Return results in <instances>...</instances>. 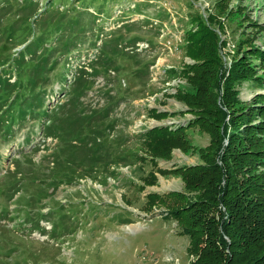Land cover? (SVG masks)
I'll return each instance as SVG.
<instances>
[{
  "label": "rangeland",
  "instance_id": "obj_1",
  "mask_svg": "<svg viewBox=\"0 0 264 264\" xmlns=\"http://www.w3.org/2000/svg\"><path fill=\"white\" fill-rule=\"evenodd\" d=\"M75 18L86 30L66 53ZM61 21L59 30L52 27ZM201 22L219 37L221 102L233 62H259L250 47L264 49V0H0V264H175L168 252L181 264L190 260L189 237L180 225L175 231L172 227L178 221L170 208L177 201L168 194L185 191L182 175L172 170L201 164L200 148L212 143L211 134L197 123L198 111L179 99L190 85L184 70L200 60L187 47L191 32H202ZM208 31L204 28L203 34ZM40 36L47 42L35 49L44 53L39 61L54 46L48 63L38 71L26 66L17 79L26 44ZM115 46L122 52L115 58L120 69L105 71L99 57L103 47ZM23 59L36 57L25 52ZM147 62L152 63L143 66ZM138 66L143 69L137 73ZM257 72L261 79L249 69L236 73L249 77L237 85L245 103L264 104V69ZM6 77L11 92L3 89ZM17 94L16 112L24 107L27 112L10 119L4 112ZM82 106L88 114L110 107L109 120L116 123L106 129L107 138L97 140L106 141L101 157L124 150L126 159L89 170L76 166L74 172L68 160L86 156L89 164L91 152L70 150L71 135L58 128L50 135L47 125L57 123V117L62 123L63 116ZM157 118L171 119L178 127H152ZM159 127L185 130L191 147L174 148L169 159H150L142 136ZM217 162L222 164L220 157ZM152 194L160 195L154 203Z\"/></svg>",
  "mask_w": 264,
  "mask_h": 264
},
{
  "label": "trees",
  "instance_id": "obj_2",
  "mask_svg": "<svg viewBox=\"0 0 264 264\" xmlns=\"http://www.w3.org/2000/svg\"><path fill=\"white\" fill-rule=\"evenodd\" d=\"M78 19L75 18V25L73 24L72 31L66 38L63 50L66 53L72 50L70 49L72 45H76L78 34L86 30ZM211 20L213 22L214 18L211 17ZM62 26L63 21L60 25L52 27L59 30ZM77 26L81 30L75 31L74 27ZM201 26L202 32L197 30L191 32V42L187 47L188 53L200 60L184 70L183 73L188 76L190 85L179 94V99L188 104L191 109L198 111L196 112L197 123L211 134L212 143L207 148H200L203 160L201 164L180 166L172 170L173 173L182 175L185 191L168 194L177 201L176 204L172 202L174 205L170 208V216L178 221L182 229L181 233L189 237V252L195 255V260L191 264H264V170H260L264 169V104L259 100L248 104L238 97L237 85L249 77L236 75L239 71L249 69L255 77L261 79L262 76L258 75L257 69L259 67L264 69V49L252 45L250 47V52L259 62L247 61V66L241 65L237 59L233 62L232 75L224 85L222 101L218 102L222 77L220 74L222 60L218 50L219 37L206 23L201 22ZM204 28L209 29L208 36H206L207 33L203 34ZM72 35L74 37H71ZM45 42H47L45 38L40 36L30 43V46L26 44L25 52L34 55L36 60L24 61L25 52H23L22 60L17 63L19 65L16 68L17 79L21 80L26 66L31 71H38L46 66L54 46L51 48V53L39 61L37 57L44 53L37 54V52ZM108 44L110 42L105 41V46ZM45 48L48 46H44V51ZM103 48H105L104 54H101L99 58L106 64L105 71L111 67L119 70L120 66L115 63V58L122 53L121 48L115 46L109 51L106 47ZM10 60L4 62L8 63L7 71L11 68V62H14ZM151 63L147 62L143 66L149 67ZM139 67L137 73L142 68ZM95 69L94 73L98 74V69ZM247 75L249 76V73ZM0 78L2 81L4 77ZM8 78L4 79L3 89L6 91L12 90ZM80 94L81 91L78 90L77 99H75L77 104L80 103ZM1 97L3 96L0 93V99ZM18 104L19 94L4 112L10 116V119L26 114L25 107L20 108L17 111L20 113L17 114ZM26 107L32 109L34 106ZM84 110L83 106L79 107L72 110L74 116L72 113L63 116L62 123L57 117L55 118L58 119L57 123L53 121L52 124L47 125V133L50 135L57 128L61 134L71 135L74 142L69 143L70 150L84 148L91 152L92 160L89 164L86 163V156L79 160L75 158L68 160V162L71 161L74 172L76 173V166L83 165L89 170L93 169L97 163L105 166V164L118 163L126 159L128 153L125 154L124 150H119L116 156L106 160L101 157L106 141L98 143L97 140L103 136L107 138L106 129H112L116 123V120H109L110 107L92 111L90 114L85 113ZM43 113L45 114L44 110ZM153 113L158 117L164 116V114ZM227 117H229L228 121ZM226 136L229 137L228 144L223 146ZM142 137L152 160L169 159L172 157L174 148L187 151L192 144L183 129L169 131L167 128L159 127L148 130ZM218 157L222 164L217 162ZM64 175L66 176L67 172ZM153 177H156L154 173ZM223 180L224 184H222ZM150 182L153 181L150 180ZM158 197L160 198V195L152 194L151 203H154ZM221 206H224L226 210L224 211Z\"/></svg>",
  "mask_w": 264,
  "mask_h": 264
},
{
  "label": "built area",
  "instance_id": "obj_3",
  "mask_svg": "<svg viewBox=\"0 0 264 264\" xmlns=\"http://www.w3.org/2000/svg\"><path fill=\"white\" fill-rule=\"evenodd\" d=\"M141 46V45H140ZM141 48H143V47H141ZM172 81V79H168V80H166L163 84L164 85H166V84H170V82ZM176 80H174V82H175ZM156 120V124H153L152 125V127H155V126H158V125H160V126H176V127H178V122H174V121H170L171 119H164V120H160V119H155ZM152 127H150V128H152ZM178 222H175L173 225H172V227L174 228V231L175 230H177V228H178ZM72 252V251H71ZM71 252H68V253H71ZM166 256H167V259L168 260H176V263L175 264H181L179 261V258H174L173 257V254L171 253V252H168L167 254H166ZM191 256V258H190V260L189 261H187L186 263H184V264H191V262L193 261V260H195V255L194 254H191L190 255Z\"/></svg>",
  "mask_w": 264,
  "mask_h": 264
},
{
  "label": "bare ground",
  "instance_id": "obj_4",
  "mask_svg": "<svg viewBox=\"0 0 264 264\" xmlns=\"http://www.w3.org/2000/svg\"><path fill=\"white\" fill-rule=\"evenodd\" d=\"M133 229V227H131Z\"/></svg>",
  "mask_w": 264,
  "mask_h": 264
}]
</instances>
